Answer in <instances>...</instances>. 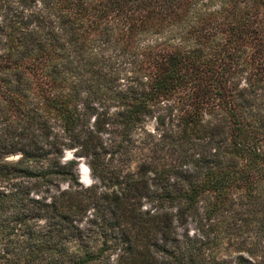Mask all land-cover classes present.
Here are the masks:
<instances>
[{
    "label": "trees",
    "instance_id": "obj_1",
    "mask_svg": "<svg viewBox=\"0 0 264 264\" xmlns=\"http://www.w3.org/2000/svg\"><path fill=\"white\" fill-rule=\"evenodd\" d=\"M169 98V160L131 153ZM222 242L264 264V0H0V264H227Z\"/></svg>",
    "mask_w": 264,
    "mask_h": 264
},
{
    "label": "rangeland",
    "instance_id": "obj_2",
    "mask_svg": "<svg viewBox=\"0 0 264 264\" xmlns=\"http://www.w3.org/2000/svg\"><path fill=\"white\" fill-rule=\"evenodd\" d=\"M173 97V96H172ZM172 98L167 100H161L150 105V109L144 112L140 119L136 122L135 128L131 132V138L124 141L129 148L131 153L138 152L139 156L148 157L151 154H159L160 161H168L170 157L169 150L167 149L166 139L169 129L171 127V122L174 120L175 107L172 105ZM113 106H110L112 109ZM92 116L89 119V125L92 122ZM101 139L104 145L103 160L108 161L109 164L122 165V170L127 169L133 170L135 168L136 158L131 156V158L121 159L115 150L114 143L119 139V134L116 133L113 126L108 125L107 129L101 131ZM17 154L8 155V157H14ZM72 158L75 160V165L79 166L80 169V180L82 184L78 186H90L92 184H97L98 188H101L100 180L97 176L91 173L89 167L90 154L83 153L79 150L78 146L74 147H64L61 153V161ZM87 169V173H85ZM87 180V182H86ZM67 183L65 181H59L58 187L65 188ZM54 188H51L53 190ZM143 206L148 207V202H143ZM90 208L87 209V214ZM81 224H84L81 221ZM186 230L188 234L194 235L195 228L191 222H188L185 228L182 226H177L178 234H181L183 230ZM236 251L233 245L222 242L216 249L215 255L219 258H224L229 260L227 264L233 263L235 259ZM244 255H247L245 251H242Z\"/></svg>",
    "mask_w": 264,
    "mask_h": 264
},
{
    "label": "water",
    "instance_id": "obj_3",
    "mask_svg": "<svg viewBox=\"0 0 264 264\" xmlns=\"http://www.w3.org/2000/svg\"><path fill=\"white\" fill-rule=\"evenodd\" d=\"M75 171H76V174H77V180L80 184H82L81 180H80V169H79V166L78 165H75Z\"/></svg>",
    "mask_w": 264,
    "mask_h": 264
},
{
    "label": "clouds",
    "instance_id": "obj_4",
    "mask_svg": "<svg viewBox=\"0 0 264 264\" xmlns=\"http://www.w3.org/2000/svg\"><path fill=\"white\" fill-rule=\"evenodd\" d=\"M85 173H87V169H85ZM86 182H87V180H86Z\"/></svg>",
    "mask_w": 264,
    "mask_h": 264
}]
</instances>
